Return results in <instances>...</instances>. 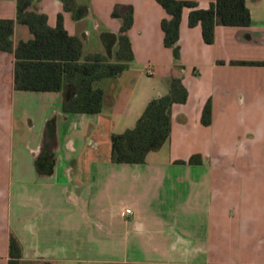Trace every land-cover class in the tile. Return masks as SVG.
<instances>
[{
    "label": "crops",
    "instance_id": "obj_1",
    "mask_svg": "<svg viewBox=\"0 0 264 264\" xmlns=\"http://www.w3.org/2000/svg\"><path fill=\"white\" fill-rule=\"evenodd\" d=\"M246 4L251 24H217L211 43L185 7L176 59L157 0H77L73 11L33 0L51 26L63 13L84 54L111 61L123 22L113 11L132 6L134 59L95 82L100 112H65L62 91L16 89L14 53L0 50V264H9L11 235L20 264H264V0ZM0 18L15 20V46L33 37L17 21V0H0ZM170 77L189 96L172 106L168 141L143 163L111 161L112 134L133 127ZM193 155L199 162H188Z\"/></svg>",
    "mask_w": 264,
    "mask_h": 264
},
{
    "label": "trees",
    "instance_id": "obj_2",
    "mask_svg": "<svg viewBox=\"0 0 264 264\" xmlns=\"http://www.w3.org/2000/svg\"><path fill=\"white\" fill-rule=\"evenodd\" d=\"M169 17L162 20L165 45L180 57L179 34L183 9L190 7L189 24L202 26L203 39L211 43L217 24L249 26L251 13L246 0H215L207 8H199L193 0H157ZM67 11L77 7V0H61ZM33 0H17V21L26 24L33 34L29 40L13 42L14 19L0 18V50L13 52L15 56L14 86L19 90L62 91L63 111L98 113L103 108L104 90L95 86L97 80L123 73L134 59L128 31L133 23V7L121 13L116 6L113 15L123 20L116 60L111 61L101 53L84 54L83 41L70 34L60 12L55 26L48 23L44 12L31 9ZM264 64V62H257ZM169 90L149 101L143 114L133 127L111 136V161L117 163H143L147 154L159 150L169 139L172 129V106L183 103L189 91L182 78L170 77ZM202 121L211 122V104L203 109ZM51 155L47 153L44 158ZM200 155H193L188 162L197 163ZM53 158L47 159L51 168ZM182 163L186 162L184 160ZM37 164L42 166L41 162ZM49 168V169H50ZM9 264H20L21 244L11 235Z\"/></svg>",
    "mask_w": 264,
    "mask_h": 264
},
{
    "label": "rangeland",
    "instance_id": "obj_3",
    "mask_svg": "<svg viewBox=\"0 0 264 264\" xmlns=\"http://www.w3.org/2000/svg\"><path fill=\"white\" fill-rule=\"evenodd\" d=\"M0 217L2 218V216L0 215ZM26 264H38V263H26ZM88 264H119V263H108V262H100V261H98V262H93V263H88Z\"/></svg>",
    "mask_w": 264,
    "mask_h": 264
},
{
    "label": "built area",
    "instance_id": "obj_4",
    "mask_svg": "<svg viewBox=\"0 0 264 264\" xmlns=\"http://www.w3.org/2000/svg\"><path fill=\"white\" fill-rule=\"evenodd\" d=\"M125 215H131L132 214V209H130V208H125L124 209V212H123Z\"/></svg>",
    "mask_w": 264,
    "mask_h": 264
}]
</instances>
